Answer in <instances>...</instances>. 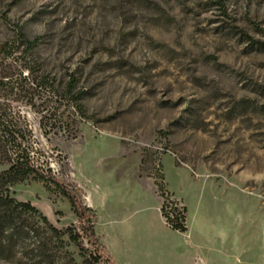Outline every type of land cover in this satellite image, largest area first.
Here are the masks:
<instances>
[{
    "label": "rangeland",
    "instance_id": "374dc122",
    "mask_svg": "<svg viewBox=\"0 0 264 264\" xmlns=\"http://www.w3.org/2000/svg\"><path fill=\"white\" fill-rule=\"evenodd\" d=\"M0 113L21 116L38 165L95 202L123 191L152 206L162 185L190 230L204 224L200 264H264V0H0ZM9 196L60 233L78 226L41 183ZM24 220L43 249L30 254L29 237L0 264H88L67 235Z\"/></svg>",
    "mask_w": 264,
    "mask_h": 264
},
{
    "label": "trees",
    "instance_id": "16d2710c",
    "mask_svg": "<svg viewBox=\"0 0 264 264\" xmlns=\"http://www.w3.org/2000/svg\"><path fill=\"white\" fill-rule=\"evenodd\" d=\"M219 9L224 8L226 0H210ZM32 44H27V50L32 49ZM76 81L71 79L62 93V99L66 101L77 100L74 94ZM31 131L26 126L25 120L19 116L0 113V254L12 251L16 246H21L27 238L33 237L36 242V249L30 254L38 253L43 249L39 242V227L34 223L33 229H29V223L24 216L32 215L38 217L41 223L49 229L56 242L62 243L61 238L67 235L79 254L88 264H106L110 258L102 245V237L95 231L96 216L94 211L84 203L85 193L71 183L68 178L62 175L57 179L52 175L48 165L43 169L38 165V160L32 155ZM28 180L41 183L46 189L59 193L69 203L78 226L70 227L65 233H60L50 227L44 217H40L37 210L29 203H18L9 196V188L22 184ZM158 196L162 203L160 207L161 217L167 227L177 233L184 234L186 227V209H177L171 201L170 196L164 191L162 185H157ZM171 205V208H169ZM84 241L91 248L84 245ZM105 256V257H104ZM35 259L30 264H35Z\"/></svg>",
    "mask_w": 264,
    "mask_h": 264
},
{
    "label": "crops",
    "instance_id": "0c3cea01",
    "mask_svg": "<svg viewBox=\"0 0 264 264\" xmlns=\"http://www.w3.org/2000/svg\"><path fill=\"white\" fill-rule=\"evenodd\" d=\"M153 205L133 207L132 198L99 191L98 201H93L91 193H85V204L95 211L103 208L101 223L105 228L101 234L98 232L97 218L95 231L102 237V245L112 264H195L203 259L204 253V224L200 221L197 229L190 230L189 212L186 208L187 231L180 234L170 230L161 217V200L155 191L150 189ZM142 198V195H140ZM139 196V197H140ZM201 197L198 196L196 211L193 220L198 216ZM88 201H90L88 205ZM104 205L108 206L104 210ZM154 212L155 225L147 226L142 215ZM100 224V221L99 223ZM211 225V224H210ZM205 227L207 222H205ZM212 227V225H211Z\"/></svg>",
    "mask_w": 264,
    "mask_h": 264
},
{
    "label": "built area",
    "instance_id": "2783aa9c",
    "mask_svg": "<svg viewBox=\"0 0 264 264\" xmlns=\"http://www.w3.org/2000/svg\"><path fill=\"white\" fill-rule=\"evenodd\" d=\"M169 206H170L169 208H171V205H169ZM174 208L180 209V208L178 207V205H174ZM195 264H200V260H197Z\"/></svg>",
    "mask_w": 264,
    "mask_h": 264
},
{
    "label": "bare ground",
    "instance_id": "6f19581e",
    "mask_svg": "<svg viewBox=\"0 0 264 264\" xmlns=\"http://www.w3.org/2000/svg\"><path fill=\"white\" fill-rule=\"evenodd\" d=\"M88 202H90V201H88Z\"/></svg>",
    "mask_w": 264,
    "mask_h": 264
}]
</instances>
